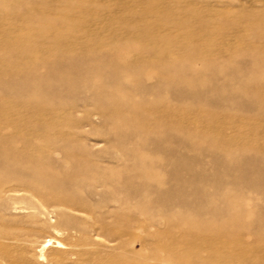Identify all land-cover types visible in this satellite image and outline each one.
<instances>
[{"label":"rangeland","instance_id":"374dc122","mask_svg":"<svg viewBox=\"0 0 264 264\" xmlns=\"http://www.w3.org/2000/svg\"><path fill=\"white\" fill-rule=\"evenodd\" d=\"M0 264H264V0H0Z\"/></svg>","mask_w":264,"mask_h":264},{"label":"bare ground","instance_id":"6f19581e","mask_svg":"<svg viewBox=\"0 0 264 264\" xmlns=\"http://www.w3.org/2000/svg\"><path fill=\"white\" fill-rule=\"evenodd\" d=\"M47 244V243H46Z\"/></svg>","mask_w":264,"mask_h":264}]
</instances>
